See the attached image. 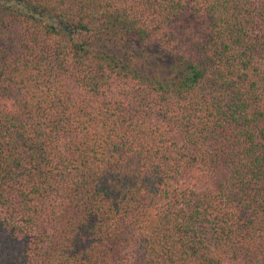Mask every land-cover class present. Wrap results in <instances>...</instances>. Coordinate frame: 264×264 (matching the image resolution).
<instances>
[{"label": "trees", "instance_id": "1", "mask_svg": "<svg viewBox=\"0 0 264 264\" xmlns=\"http://www.w3.org/2000/svg\"><path fill=\"white\" fill-rule=\"evenodd\" d=\"M0 264H264V0H0Z\"/></svg>", "mask_w": 264, "mask_h": 264}]
</instances>
